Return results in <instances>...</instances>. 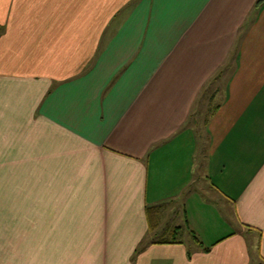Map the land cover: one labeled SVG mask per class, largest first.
<instances>
[{"label": "crops", "instance_id": "1", "mask_svg": "<svg viewBox=\"0 0 264 264\" xmlns=\"http://www.w3.org/2000/svg\"><path fill=\"white\" fill-rule=\"evenodd\" d=\"M0 264H264V0H0Z\"/></svg>", "mask_w": 264, "mask_h": 264}, {"label": "trees", "instance_id": "2", "mask_svg": "<svg viewBox=\"0 0 264 264\" xmlns=\"http://www.w3.org/2000/svg\"><path fill=\"white\" fill-rule=\"evenodd\" d=\"M159 213H160V208L159 207H152V208H148V211H147V214H148V217H149V221L152 219V221L153 220H157L158 219V217H159ZM155 226H157V222L155 223ZM154 230V227L153 228H151V231H153ZM175 237L174 236H172V239L170 238V240H160V241H158L157 242V244H160V245H163V244H171V243H173L174 244V242H176V241H171V240H175L174 239ZM195 238V240L197 241V242H199L198 241V239L196 238V237H194Z\"/></svg>", "mask_w": 264, "mask_h": 264}, {"label": "rangeland", "instance_id": "3", "mask_svg": "<svg viewBox=\"0 0 264 264\" xmlns=\"http://www.w3.org/2000/svg\"><path fill=\"white\" fill-rule=\"evenodd\" d=\"M130 7V6H129ZM208 88V87H207ZM203 94H206V90L205 91H203ZM210 111V109L209 108H207L206 109V112L204 113V116L208 113ZM169 217H170V215H168ZM159 221L157 222V228H158V226H159V224H160V214H159ZM166 224H167V221H166ZM164 229H166V228H164ZM160 230H163V229H160ZM181 230H183V228H181V229H179V230H176L177 232H175L176 233V235H177V238H178V236L180 235V233H181ZM164 231V230H163ZM159 233H161V232H159ZM167 233H169V234H164V235H158V237L159 236H161L160 237V239L162 238V237H164V238H162V239H164V240H170V238L172 239V234H171V230L170 231H168ZM153 237H154V235H153ZM151 238H152V236H151Z\"/></svg>", "mask_w": 264, "mask_h": 264}]
</instances>
